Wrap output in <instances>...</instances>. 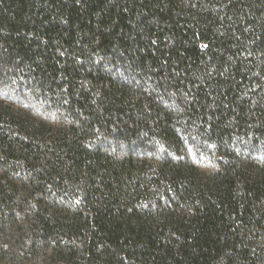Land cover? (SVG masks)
Wrapping results in <instances>:
<instances>
[{
  "label": "trees",
  "instance_id": "trees-1",
  "mask_svg": "<svg viewBox=\"0 0 264 264\" xmlns=\"http://www.w3.org/2000/svg\"><path fill=\"white\" fill-rule=\"evenodd\" d=\"M0 264H264V0H0Z\"/></svg>",
  "mask_w": 264,
  "mask_h": 264
}]
</instances>
